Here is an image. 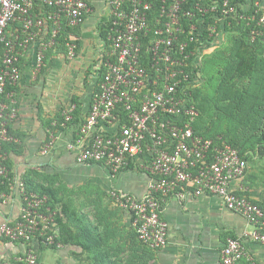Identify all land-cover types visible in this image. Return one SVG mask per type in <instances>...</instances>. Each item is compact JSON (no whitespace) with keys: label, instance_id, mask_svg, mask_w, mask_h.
<instances>
[{"label":"built area","instance_id":"1","mask_svg":"<svg viewBox=\"0 0 264 264\" xmlns=\"http://www.w3.org/2000/svg\"><path fill=\"white\" fill-rule=\"evenodd\" d=\"M40 1L52 10L46 13L38 3L40 12L36 13L35 0H0V199L6 198L2 186L9 177L4 144L19 142L9 130L17 107L6 98L10 96L8 86H15L22 77L20 57L36 44V70L40 71L64 24L80 25L91 10V0ZM156 2L159 10L152 16ZM109 3L111 51L81 133L88 135L99 122L114 123L116 129L113 135L97 134L87 142L83 137L78 162L104 164L116 175L146 153L148 158L140 166L152 175L147 192L141 197L121 190L110 192L113 202L131 213L139 239L154 249L167 243L168 223L162 216L166 196L215 195L253 226L243 237L227 239L221 264L251 260L243 238L264 244V205L246 194L249 164L239 150L222 137L216 142L196 132L194 122L199 110L192 89L200 82L201 54L213 51L220 43L216 23L209 26L212 39L203 36L197 23H204L206 14L218 11L220 6L223 14L247 19L256 15L246 16L239 11L244 3L231 0ZM194 19L197 23L192 22ZM258 23L264 25V13ZM66 46L68 56L74 57L76 42L69 39ZM74 108L66 113V120L72 118ZM121 111L126 113V123H122ZM53 140L50 137L44 153ZM19 187L24 199L20 217L3 222L0 231L9 240L28 244L21 259L40 264L32 243L55 242L56 211L46 205L48 195L29 191L23 180Z\"/></svg>","mask_w":264,"mask_h":264},{"label":"crops","instance_id":"2","mask_svg":"<svg viewBox=\"0 0 264 264\" xmlns=\"http://www.w3.org/2000/svg\"><path fill=\"white\" fill-rule=\"evenodd\" d=\"M90 6L84 21L68 35V40L77 44L74 57L68 56L63 45L51 47L40 71L36 70V44L20 57L22 77L6 98L17 107L9 130L19 142L4 146L9 177L2 186L6 198L0 199V226L20 217L24 204L20 180H27L35 188L51 187L62 203L87 214L97 231H113L114 236L105 247L120 248L115 256L117 260V256L122 258L119 264H126L131 248L132 215L113 202L110 192L121 190L141 197L147 192L152 175L140 166L148 158L146 153L116 175L104 164L77 160L83 137L87 142L97 134L113 135L116 129L114 123L99 122L88 135L81 133L111 51V43L102 34V27L111 15L109 0H91ZM244 7L245 11L255 7L261 11L260 17L264 13V0H246ZM74 105L77 114L66 120V113ZM50 137L54 138L53 145L44 153ZM247 174L248 170L246 194L264 202L262 190L252 186ZM162 216L168 223L167 243L150 253L140 246V264H221V251L227 239L243 237L253 228L243 215L228 209L215 195L166 196ZM243 239L251 260L243 258L237 264H264V244ZM27 245L5 238L0 231V264L21 259ZM32 246L40 264H84L72 254L73 250L81 251L80 247L61 245L54 249L38 241Z\"/></svg>","mask_w":264,"mask_h":264},{"label":"trees","instance_id":"3","mask_svg":"<svg viewBox=\"0 0 264 264\" xmlns=\"http://www.w3.org/2000/svg\"><path fill=\"white\" fill-rule=\"evenodd\" d=\"M218 1L222 2V0ZM231 1L232 3L239 1L245 3L243 0ZM35 3L36 13L40 12L38 3L43 4L42 8L46 13L52 10L48 4H44L40 0H35ZM158 10L159 3L156 2L152 16L156 15ZM221 11L222 7L220 6L218 11L207 13L204 23H197L196 19L192 21L200 25L204 31L203 36L210 39L212 38L209 37V26L216 23L218 33L216 35L218 40H220L219 46L214 51L210 52V54L209 52L206 53L209 56L211 55L210 60L216 57L219 63V66H217L219 79H217V84H215L213 99H210L201 87L202 82H204L201 72L202 74L206 72L207 66H209L206 60H204V63L199 68L200 82L192 89L193 102L199 110V116L194 122V127L197 133L212 138L216 142H221L220 138L222 137L236 147L241 156L249 161L251 149L249 150L239 140L229 137L226 129L213 133L210 132L211 130L207 131L206 127L214 111H217L219 115L228 121L241 120V125L245 129L247 128L251 132V135H255L263 141V146H261L263 148L260 152L264 155V26L258 24L261 11H258L255 7L250 8L248 11H245L244 5L239 7V11L246 16L257 15L258 19L255 20L241 18L238 14H223ZM186 23L188 24L187 21ZM73 28L74 26L64 24L53 47L63 45L67 48L68 35ZM253 30L257 33H253ZM111 33L112 21L109 19L102 27V34L104 38L108 39L109 43H111ZM2 54L3 50H0V65ZM212 61L214 62V60ZM12 88L13 86L10 85L7 89L10 91ZM76 114L77 110H74L72 116ZM120 115L122 123H126L128 121L126 113L121 111ZM25 182L29 191L48 195L49 199L46 205L51 210L56 211V226L54 227V233L56 234L55 242L51 245H43L54 249L61 245L80 247L81 251L77 252L73 250L72 254L79 262H84V264H119V260L122 258L117 256L119 258L117 260L115 255L116 252L120 253L121 249L116 246L114 249H106L105 247L107 240L111 236H114L113 231H97L89 223L87 214L78 209L71 208L67 203H62L55 189L46 186L35 188L27 180ZM260 204L264 205V202ZM129 239L131 248L128 252L129 256L126 264H140V246L148 253H150L149 251L152 252L154 248L139 239L134 227ZM16 261L19 264H28L23 259H17Z\"/></svg>","mask_w":264,"mask_h":264},{"label":"rangeland","instance_id":"4","mask_svg":"<svg viewBox=\"0 0 264 264\" xmlns=\"http://www.w3.org/2000/svg\"><path fill=\"white\" fill-rule=\"evenodd\" d=\"M219 46V45H218ZM217 46V47H218ZM216 47V48H217ZM214 48L213 51L216 49ZM212 52V51H210ZM209 52V54H210ZM208 54H201L202 64L204 60L208 62L207 71L202 74L201 76L204 78V82H202V89L204 93L210 98L213 99L215 93V87L217 84V79H219L217 66L219 63L217 58L211 59V55L207 56ZM214 60V62L212 61ZM200 74V73H199ZM205 76V77H204ZM240 121H228L217 111H214L213 116L206 127V130H211L210 132L216 133L218 131H223L226 129L228 132V136L235 138L242 142L245 147L251 149L250 159L248 161L249 168H248V180L252 182V186H256L261 189L262 194L264 195V155L260 152L263 147V141L260 138H257L255 135H251V132L243 125H241ZM19 264L18 261L12 262V264Z\"/></svg>","mask_w":264,"mask_h":264}]
</instances>
